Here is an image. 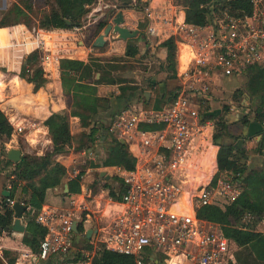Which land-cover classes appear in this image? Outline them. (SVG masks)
I'll list each match as a JSON object with an SVG mask.
<instances>
[{"label":"built area","instance_id":"2783aa9c","mask_svg":"<svg viewBox=\"0 0 264 264\" xmlns=\"http://www.w3.org/2000/svg\"><path fill=\"white\" fill-rule=\"evenodd\" d=\"M160 1L130 0L129 7H142L147 41L174 43L177 85L173 98L161 108L128 107L107 125L108 133L124 141L134 158L133 168L114 167L119 187L105 186L110 180L100 177L95 188L64 194L65 206L46 205L35 212L32 197L20 202L27 206L21 220H33L46 234L33 252L27 246L7 245L5 232L0 230V264H45L48 260L93 264L99 245L130 256L134 264H237L232 240L205 211L225 212L244 186L242 177L218 170L214 128L222 108L217 116L209 114L216 113L215 104L224 100L217 90L227 92L228 82L244 80L252 67H264V0H248V12L234 13L222 1H211L210 10L201 4L206 10L203 24L188 20L183 4L164 0L162 5ZM89 8L78 29L101 20L112 24L123 5L120 0H93ZM38 44L44 50L41 65L58 64V55L44 49L43 40ZM227 104L231 107L232 101ZM9 123L12 133L5 145L37 127L27 117ZM261 126L264 134V122ZM72 163L76 166L66 170L67 181H83L89 170L85 173L75 160ZM10 189L8 182L6 190ZM4 202L12 207L17 200L4 197ZM246 218L250 220V215ZM87 221L92 222L90 239L85 237ZM74 224L80 235L78 248L73 245Z\"/></svg>","mask_w":264,"mask_h":264},{"label":"trees","instance_id":"16d2710c","mask_svg":"<svg viewBox=\"0 0 264 264\" xmlns=\"http://www.w3.org/2000/svg\"><path fill=\"white\" fill-rule=\"evenodd\" d=\"M57 6V10L48 13L43 19L39 26L41 28L52 30V29H70L75 26H80L84 14L87 12L85 5L91 3L92 0H53ZM181 4L187 8V19L197 23L203 24L206 16V10L201 9V4L206 6L207 10L211 8V1L213 0H178ZM216 2L222 1L223 5L227 7L229 5L233 13L235 11L248 12L250 5L248 0H214ZM215 8V6H214ZM216 9V8H215ZM15 11L17 15L23 14V11L14 6L9 11ZM241 13V12H240ZM0 21V29L3 27L14 26L17 24H23L22 21L14 22H2ZM65 20H68L70 24H67ZM106 22L104 20L99 21L96 25L95 34H98ZM6 30L0 31V48L5 46ZM91 40V39H90ZM167 49V60H174L175 47L172 40H168L162 43ZM138 53V50L133 45L126 47L125 55L134 57ZM41 53L39 50H34L27 54L20 67L19 77L32 83L36 88L41 86L40 78L43 75L41 65ZM172 66V63H169ZM107 67L103 65H96V71L100 72V77L94 80L96 83H108L115 84L121 83L120 79H113L112 72L107 71ZM114 69V68H111ZM89 71V72H88ZM255 71L254 77L251 79L248 77V87L254 85L257 76H264V67H252L249 70L248 75ZM60 74L62 86L72 96V108L69 112L58 111L52 112L44 121V125L47 127L48 132L52 141V150L46 152L41 156L21 155L20 161L13 163L6 158V150L0 149V205L4 208L5 218L0 220V230H4L9 227L12 222L13 210L7 208L2 198V191L6 187V182H10L12 187L10 189V198H13L19 185L22 184V192L29 195L28 198L32 197L31 206L38 212L45 202L46 191L49 188L59 186L61 180L66 172L65 168L55 161L54 157L59 154H66L70 146L73 143H79V139H75L70 133L69 119L70 116H77L83 124L88 125L91 123L88 132H84L78 138H82L85 141L86 149L96 148L97 142L103 139L104 147H106V157L102 161L101 167H124L131 169L134 166V158L129 153L127 146L119 141L115 136L108 133L107 125H100L96 127L93 125L92 117L98 112V101L99 99L95 96V88L89 87L83 80L86 77H93L91 73V67L87 63L72 59H61L60 60ZM247 75V76H248ZM112 76V77H111ZM264 82V78L262 80ZM264 90V83H263ZM134 87H121V92L117 96L119 103L117 105L110 104L108 106L109 113L108 117L112 118L115 114L121 110L127 109L131 99L128 96V92L133 90ZM252 88V87H251ZM253 89V88H252ZM255 89L259 90V84H255ZM147 92H151L153 95L147 100L143 95L142 108L152 109L161 108L164 104L160 105V102L165 98L166 91L163 92L159 86L154 84H148L146 87ZM237 89L231 94L230 100L233 102L232 96L238 92ZM254 91V90H253ZM256 92V91H255ZM174 91L170 92L168 96V102L173 98ZM259 107L256 110L254 119L260 124L264 122V93L261 95V101ZM229 104L226 108L228 109ZM225 109H222V114L215 119L214 128V141L219 145L217 154L218 170H228L232 174L237 175L239 178L242 177L244 171V165L240 161V156L243 149H235L232 146L223 147L220 143L225 136H228V117L226 118ZM94 118V117H93ZM240 123L246 125L248 120L246 117L240 119ZM12 133V127L8 122L5 114L0 110V136L10 138ZM235 139L242 138L240 136H234ZM103 147V149H104ZM264 148V138L260 143V149ZM260 149H258L260 151ZM250 189L252 190L251 182H248ZM105 186L111 187L110 183ZM248 187L243 186V192L240 197L229 204L225 212H221L215 208H207L205 211L211 220L221 225L222 232L224 235L233 240L238 246H250L255 249L258 253L257 258L264 261V236L254 233L245 227L241 226L242 220L247 215H250V219L254 220L261 216V199L260 195H257L255 200L245 194V190ZM80 191V184L78 180H72L68 182V194L78 193ZM67 194V195H68ZM66 195V196H67ZM20 199V198H19ZM27 202L28 199L23 197L20 199ZM226 219L229 221L230 226L224 225ZM26 231L31 234L30 237L24 236L22 241L27 245L33 252H37L39 249L40 242L43 240L46 230L44 227L30 220L26 224ZM258 237V238H257ZM97 257L94 259L93 264H134L132 258L128 255L115 253L103 248L102 245L97 247ZM249 256L242 260L237 257L239 264H250ZM52 261V260H51ZM53 262V261H52ZM54 264V263H52Z\"/></svg>","mask_w":264,"mask_h":264},{"label":"rangeland","instance_id":"374dc122","mask_svg":"<svg viewBox=\"0 0 264 264\" xmlns=\"http://www.w3.org/2000/svg\"><path fill=\"white\" fill-rule=\"evenodd\" d=\"M93 1V0H92ZM88 3L85 5L87 8V12L84 14L82 21H86L85 16L87 15L89 11V7L92 4ZM177 2L180 3V1L177 0ZM14 6L19 7L23 14L17 15L16 12L13 10L9 13L11 9L14 8ZM57 10V6L53 0H0V21L7 23V22H14V21H22L23 24H17L14 26H8L4 27L6 29V40H5V46L0 48V107L4 108L5 105H10L14 107V101L15 97L18 96L17 93V85L15 82V77L19 74V67L24 59V57L32 50L37 49L36 48V32L34 31L36 28L41 30H47L44 28H41L39 26V23H41V19H43L48 13H51L52 11ZM129 20L130 21H139L140 18H142V7L138 8V11L130 10L129 11ZM125 15L127 18L128 16ZM82 22V23H83ZM81 23V24H82ZM104 29V27H103ZM49 31V30H48ZM50 37V36H49ZM74 36H64V37H56L51 36L50 38L43 36V38L47 41V48L51 49V51L56 55H60L61 53L64 54H71L68 50L69 46H64V43L62 42L64 40L73 41ZM80 39V38H78ZM141 34L135 38H131L130 41H140ZM52 40V42H50ZM121 40V39H119ZM75 41V39H74ZM33 42V44L31 43ZM118 42H124V40L118 41ZM62 43V44H61ZM130 44V42H129ZM103 51H105L103 49ZM109 51V50H107ZM111 55H108V57L103 58L104 62L101 64L104 67H107V71H113L112 72V78L113 79H120V81L123 83L122 85L125 87H136L132 86L130 81H139L142 87L146 83V76L144 73L151 72L156 74L152 75L151 77L154 79V81L160 82L161 87L166 91L165 98L160 102L161 104H166L168 102V96L170 95V92L174 89V80H175V62L174 60H167L164 64H160L157 62L158 58L153 57L150 59V54L147 53V49L140 48L139 55L136 56V58L131 57H124L123 49L119 50L118 48H113V50L109 51ZM146 52V53H145ZM148 54V55H147ZM42 55V52H41ZM41 60V59H40ZM111 61V62H107ZM169 63H172V66H169ZM43 71V75L40 78L39 81H41V86L49 87V90L54 91V80L52 77L51 71L43 70V65H40ZM114 68V69H111ZM158 68L163 69L165 72L164 74L157 75L159 73ZM130 72V73H128ZM134 72V74L132 73ZM138 74L139 80H137L134 76ZM125 75V76H124ZM255 71L251 72L244 80L243 79H233L232 81L228 82L231 86H237L236 89H229L227 92L225 91H218L216 92L218 95H221L224 97L223 102H218L215 104V107L219 109L220 107L222 109H225L227 116H231L230 120H234L235 117L242 119L243 117H246L248 122L250 120H254L256 110L259 107V103L261 101V95L264 93L263 90V78L264 76H257V79H255L254 85H251V87H248L249 81L254 77ZM248 77H252L250 80ZM19 84L22 88H25L26 85L21 82V80L18 78ZM56 82V81H55ZM225 84H227V81H224ZM255 84H259V90L255 89ZM59 85V84H58ZM140 85V86H141ZM53 88V89H51ZM63 88V86H61ZM61 88H58V90L55 92L53 96L55 98H66L67 100H71L72 96L70 93L65 91L63 88V95L61 93ZM237 89L238 92L232 96L233 102L231 107L229 106L228 109L226 108L227 102H229L231 98V92H235ZM26 90V89H25ZM254 90V91H253ZM28 94H33L32 90H27ZM256 91V92H255ZM58 96V97H57ZM12 98H14L12 100ZM8 99L9 102H6ZM9 103V104H6ZM2 104V106H1ZM135 108V107H134ZM215 110V112H218V110ZM247 113V114H246ZM246 114V115H245ZM244 115V116H243ZM10 116H6L8 119ZM232 122V121H231ZM241 124V126H240ZM236 124L235 121H233L231 127H228V134L233 137L234 136H240L242 135V128L244 127L243 123ZM147 129L155 128L154 126L146 127ZM234 132V134L232 133ZM80 135L76 136L77 139H79V143H73L74 149L76 152H80L83 150H87L85 147V141L82 138H78ZM11 138V137H10ZM75 138V139H76ZM8 140L5 137L0 136V149L4 150L5 144ZM99 142V141H98ZM258 141H254L249 145V148L243 149L242 154L238 155L240 156V161L243 163L244 167L247 165V170L244 169L243 171V177L245 176V180L247 182L248 187L246 188L245 194L249 195L252 200H255L257 195H260L263 199L264 197V177L262 178L260 176L261 168L264 166V153L260 152L258 149ZM10 145H14L15 149H19L22 152V155H31V156H39L36 154V152L32 151L29 147V144L26 142V138L24 136H19L17 138V142H12ZM94 149V147H93ZM48 152V151H46ZM45 152V153H46ZM44 153V154H45ZM79 154V153H78ZM82 155V154H81ZM106 157V147L98 154L96 153H89L86 152V155H82L80 158L76 159V164L79 165L80 169H82L83 172L86 173L87 169L89 168V171L85 174L84 179L82 181V184L85 188H95L97 185V180H99V172L96 169H93L92 166L95 165H101L102 161ZM85 163H84V162ZM248 161V162H247ZM105 168V167H103ZM106 174L110 176L109 182L111 185H115V187H119L120 182L118 179V176L116 175V171L114 169H105ZM67 172H65L63 179L61 180L59 187V190L62 193V184L65 182V178L67 177ZM248 182H251L253 189L251 190L249 187ZM22 182L17 191L16 195L20 199L23 197H29V195L24 194L22 192ZM103 183V182H101ZM243 192V191H242ZM261 215L264 214V201L261 200ZM226 209V208H225ZM2 211V210H1ZM260 218H256L254 220L250 219L248 220L245 218L242 220L241 226L245 227V229H248L254 233L259 234L258 237L264 236V226L260 225ZM16 234V233H15ZM13 234V235H15ZM257 237V238H258ZM264 238V237H263ZM8 242V241H7ZM233 251L235 253L236 259L237 257L241 258L242 260L246 259L247 256H249V262L250 264H264V261L259 260L257 258V251L255 249H252L250 246H238L236 243L233 246ZM157 256H160L159 253H156ZM238 260V259H237ZM237 264H239L237 262Z\"/></svg>","mask_w":264,"mask_h":264},{"label":"crops","instance_id":"0c3cea01","mask_svg":"<svg viewBox=\"0 0 264 264\" xmlns=\"http://www.w3.org/2000/svg\"><path fill=\"white\" fill-rule=\"evenodd\" d=\"M177 2V0H175ZM161 4H164V0L160 1ZM133 10L129 7V5L127 7L123 6V15H124V24L123 26L130 29V30H137V34L135 37L139 36L141 34V39L140 41H130V39H126L124 40V42H118L121 41L119 40V38L117 37V34L115 33H110L108 36L105 37V44L103 47L98 48V47H94L93 43L95 41V39L97 38V36L99 34L102 33V30L98 33L95 34V29H96V25H92L89 26L85 29H78L77 26L72 27L70 29H52V30H41V29H35L34 31L36 32V48L37 50L41 52H43V49H40L38 47V43L43 40L45 42V46L44 49H47V41L43 38V36L50 38L51 36H56V37H64V36H74L73 41H62V42H66L64 43V46H69L68 47V51L71 54H64L61 53L60 55H58L56 53V55H58V59H72V60H77V61H81L83 63H87L89 64V66L91 67V73L93 74V77H86V79H84L83 81L89 86V87H94L95 88V96L99 99L98 101V112L96 114H94V118L92 117V121H98L97 124L96 122L93 123V125H95L96 127H99L100 125H108V123L112 120L110 117L107 116V114L109 113V110L107 109L108 106H110V104L113 105H117L119 103V100H117V96L120 94L121 92V87L123 86L122 82L121 83H115V84H108V83H96L94 82V80L99 79L100 77V72L96 71V65L98 64H102L104 62L103 58L108 57V55L110 54V50H113V48H118L119 50L124 51L123 55L124 57H131V56H127L125 55V51H126V47L128 45H133L134 47L137 48L138 53L131 58H136V56L139 55L140 52V48H144L145 50L147 49V53L150 54V59H152L153 57L151 56L152 54H154L153 56L155 58H158L157 62H159L160 64H164L166 62V58H167V49L166 47H164L162 45L163 42L165 41H158L156 39H152L151 43L149 41L146 40L145 38V33H144V26L145 23H143V18H140L139 21H130L129 19V11ZM134 11H138V10H134ZM128 14V15H127ZM127 15L128 18L125 16ZM4 28V27H3ZM6 29H0V31H3ZM6 36V34H5ZM50 36V37H49ZM134 37V38H135ZM80 38V39H78ZM91 39V40H90ZM50 42H52V40H50ZM130 42V44H129ZM33 44V42H31ZM62 44V43H61ZM103 49L105 51H103ZM36 50V49H35ZM109 50V51H107ZM34 51V50H32ZM30 51V52H32ZM29 52V53H30ZM27 53V54H29ZM146 53V52H145ZM54 54V53H53ZM147 54V55H148ZM23 61V60H22ZM107 62H111V61H107ZM174 62H175V72H176V65H177V60H176V49H175V57H174ZM22 63V62H21ZM21 67V64H20ZM20 67H19V72H20ZM50 73H52V77L54 80V91L49 90V87H46L48 80L46 81V85L40 86V87H35L32 83L27 82L26 80H23L19 77V74H17L18 76L15 77V82L16 85L18 87L17 89V93L18 96L15 97V101H14V107L10 106V105H5L4 108L0 107V110L5 114V116H10L7 120L8 122L13 121L14 118L16 117H27L28 119H31L33 121H36L37 123V127L36 128H32L29 129L27 131H25V134L23 135L24 138H26V142L29 144V148L36 152V154H38L39 156L43 155L46 151L50 152L52 150V141H51V137L50 134L48 132L47 127L44 125V121L45 119L52 113V112H58V111H64V112H69L72 108V99L71 100H67L64 95H63V88H61L62 86V81H61V74H60V61H58V64H52V66H44L43 65V70H46ZM158 72L157 75H162L165 72L163 71V69L158 68ZM89 72V71H88ZM130 73V72H128ZM134 74V72H132ZM155 75L156 72L151 73L146 72L144 73V75L149 76L146 77V83L145 85L142 87V85L140 84V78L138 76V74H136L134 77L139 80L137 81H130L129 84H131L132 86H136L133 88V90H130L128 92V96L130 97L129 99H131L130 103L128 104L129 108L131 107H135V108H139L142 107V103H143V95H145V93L147 92L146 87L148 84H154V86H159L163 92L164 89L161 87V83L154 81V79L151 77L152 75ZM175 75V73H174ZM125 76V75H124ZM18 78L21 80V82H23L26 87L22 88L21 85L19 84ZM56 81V82H55ZM174 89L177 85V80L175 78L174 80ZM59 84V85H58ZM141 85V86H140ZM229 89H236L237 86H227ZM58 88H61V93L63 95L64 98L59 99V98H55V96H53L55 94V92L58 90ZM26 89V90H25ZM32 90L33 94H28L27 90ZM53 89V88H51ZM173 89V90H174ZM172 90V91H173ZM220 90H217L216 92H218ZM53 94V95H52ZM150 96L153 97V95L150 92ZM58 97V96H57ZM14 98H12L13 100ZM8 99L6 102H9ZM9 104V103H6ZM2 106V104H1ZM247 114V113H246ZM245 114V115H246ZM244 116V115H243ZM228 117V122H229V126L231 127L233 121L236 122V124H240V118L235 117L234 120H230L231 116H227ZM232 121V122H231ZM92 123V122H91ZM91 123H88V125L83 124V121L77 117V116H70L69 119V126H70V133L71 135L76 138V136L81 135L82 133H86L88 132ZM241 126V124H240ZM233 127V125H232ZM261 129L262 126L259 122H257L255 119L254 120H250V122H248L246 125H244V127L242 128V138L240 139H235L234 135L233 137H231L230 135H228V137L230 138L229 141H227L228 146H232L235 149H247L249 148V145L251 143H253L254 141H258V148L260 149V142L262 140L261 138ZM232 133L234 134V132L232 131ZM227 137V136H225ZM222 141H224V138L222 139ZM221 144V143H220ZM218 145V144H217ZM12 147H15L14 145H5V150L6 153L9 149H11ZM72 147H74L73 145L69 147L68 152L66 154H59L56 155L54 157L55 161L58 162L60 165H62L65 170L69 169V167L72 166H76L75 164L72 163L73 160H76L78 158H80L82 155L80 152H76L75 149H72ZM104 144H103V139H101V141L99 140V142H97L96 148L93 149V147L91 149H88L87 152L91 153H96L99 155V153L103 150ZM219 147V145H218ZM219 150V148H218ZM262 149H260L261 152ZM21 151V150H20ZM218 152V151H217ZM79 153V154H78ZM22 155V152H21ZM76 162V161H75ZM93 169H96L99 172V177H103L105 178V175L107 171H105V169H114V167H101L100 165H95L92 166ZM87 170H89V168H86ZM82 170V169H81ZM104 172V174L102 175V173ZM65 182L62 184V193H60L61 191L59 190V187L56 186L54 188H49L46 191V195H45V202L43 204V206H65L66 204V199L64 200L63 196H64V185L67 184L68 186V182L67 178L64 179ZM8 184V181L6 182V185ZM80 184V191L76 194H80L82 192V190L86 189L84 187V185L82 184V181L79 182ZM12 187V184H11ZM6 190V187L5 189ZM10 192V190H8ZM2 196V195H1ZM2 198H4L2 196ZM10 198V196H9ZM27 198V197H25ZM11 199H16L18 202H24L22 200L19 199V197H17L16 193L14 195L13 198ZM29 199V198H27ZM25 203V202H24ZM7 208H11L9 206H6ZM2 210V211H1ZM13 210V209H12ZM5 218L4 216V208L0 205V220L2 221ZM12 222L11 225L9 227H6L4 229L5 232V236H4V241L7 245L9 246H15V245H22V246H27L23 243L22 239L25 236V233H20V232H15L12 231L10 228L14 222V211H13V217H12ZM21 224H23L25 226V232L26 231V224L24 223L21 219H20ZM224 225L230 226L229 221L226 219V223H224ZM16 233V234H15ZM28 233V232H27ZM15 234V235H13ZM8 241V242H7ZM235 245V242L232 240V247ZM28 247V246H27ZM50 261V260H48ZM46 263V262H45ZM50 264L51 261H50Z\"/></svg>","mask_w":264,"mask_h":264},{"label":"water","instance_id":"95a60500","mask_svg":"<svg viewBox=\"0 0 264 264\" xmlns=\"http://www.w3.org/2000/svg\"><path fill=\"white\" fill-rule=\"evenodd\" d=\"M120 1L124 7H127L130 3V0H120ZM65 22L67 24H70V22L68 20H65ZM123 24H124V15H123L122 11H119L116 14V16L114 17L112 24H107L104 27V29L102 30V33L97 36V38L95 39V41L93 43V46L98 47V48L103 47L105 44V37L108 36V34L110 32L117 34V37L119 39H122V40L134 38L137 34V30L132 31V30L124 27ZM145 97L148 100L150 97V92H146ZM219 113H220V110H218V112H216V113H211L209 115L210 116H217ZM229 140H230V138L228 136L224 137V141H221V145L223 147H227L228 146L227 141H229ZM119 141L124 144L123 140H119ZM6 158L13 163H17L18 161H20L21 151L19 149L11 148L7 151ZM103 174H104V172L102 173V175ZM105 178L109 179V175H105ZM64 193L65 194L68 193L67 184L64 185ZM2 196L8 198L10 196V192L8 190H3ZM63 198H64V196H63ZM12 209L14 211V222H13L10 229L12 231H15V232L25 233L26 237H30L31 234L25 232V226L23 224H21V222H20V219H21L22 215L25 213L27 206L17 201L13 204ZM84 227L86 228L85 237H86V239H90L91 234L93 233V230L91 229L92 222L87 221L86 223H84ZM72 229H73V232L75 233L73 245L76 248H78V247H80L79 246L80 235L78 234L77 224H74ZM45 264H50V261H46Z\"/></svg>","mask_w":264,"mask_h":264},{"label":"flooded vegetation","instance_id":"af4514ba","mask_svg":"<svg viewBox=\"0 0 264 264\" xmlns=\"http://www.w3.org/2000/svg\"><path fill=\"white\" fill-rule=\"evenodd\" d=\"M261 138H262V140H263V138H264V134H261ZM261 140V141H262ZM261 143V142H260ZM261 152L262 153H264V148H262V150H261ZM248 162V161H247ZM247 165L244 167V169L245 170H247ZM261 170V172H260V176L263 178L264 177V166L260 169ZM242 180H243V184H244V186L246 187V180H245V176L243 177L242 176ZM260 225H262V226H264V214H262L260 217Z\"/></svg>","mask_w":264,"mask_h":264}]
</instances>
